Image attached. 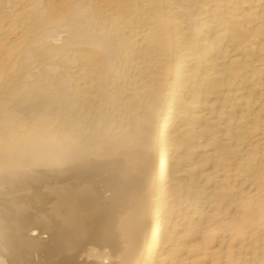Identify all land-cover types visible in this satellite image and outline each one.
<instances>
[{
    "label": "bare ground",
    "instance_id": "bare-ground-1",
    "mask_svg": "<svg viewBox=\"0 0 264 264\" xmlns=\"http://www.w3.org/2000/svg\"><path fill=\"white\" fill-rule=\"evenodd\" d=\"M0 264H264V0H0Z\"/></svg>",
    "mask_w": 264,
    "mask_h": 264
}]
</instances>
